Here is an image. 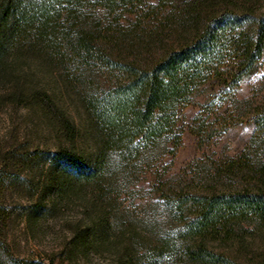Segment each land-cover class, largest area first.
<instances>
[{
	"label": "trees",
	"instance_id": "trees-1",
	"mask_svg": "<svg viewBox=\"0 0 264 264\" xmlns=\"http://www.w3.org/2000/svg\"><path fill=\"white\" fill-rule=\"evenodd\" d=\"M100 8L114 15L118 29L126 13L136 15L132 30L146 18H156L175 33L176 40L145 66L117 60L102 46L101 35L83 22L85 12ZM114 23L108 34L116 32ZM263 60L264 0H0V91L4 92L0 98L27 107L39 105L70 143L20 157V169L50 159L43 173L46 180L36 187V207H43L49 191L56 199L84 185L100 189L110 177L119 179L144 148L168 134L173 135L174 153L183 141L178 132L182 111L208 90L210 97L190 126L200 143L227 129L237 102L240 109L250 108L254 133L240 155L217 161L208 170L197 165L192 184L174 195L166 193L165 199L177 212L183 235L201 242L188 248L194 263L241 264L204 243L249 221L264 225V106L237 99L245 77L257 72ZM55 66L62 68L68 83L72 66L118 76L108 88L89 93L82 101L99 140L94 154L74 143L77 127L52 94L40 83L28 84L35 68ZM115 153L122 155L124 166L111 160ZM203 174L207 180L198 181ZM10 177L0 176L1 190ZM8 214L1 205L0 226Z\"/></svg>",
	"mask_w": 264,
	"mask_h": 264
},
{
	"label": "rangeland",
	"instance_id": "rangeland-1",
	"mask_svg": "<svg viewBox=\"0 0 264 264\" xmlns=\"http://www.w3.org/2000/svg\"><path fill=\"white\" fill-rule=\"evenodd\" d=\"M84 16L83 22L101 35L102 46L117 60H134L145 66L176 40L175 33L156 18H146L138 30H132L130 25L137 20L133 13L122 17L120 29L110 11L88 10ZM113 23L117 30L108 34ZM107 35L116 39L107 40ZM69 72L68 83L59 66L35 68L28 84L40 83L52 94L77 127L74 143L94 154L99 140L82 101L89 93L108 88L118 76L95 67L76 70L72 66ZM237 93L239 101L250 99L264 106V60L257 72L245 77ZM3 94L0 91V97ZM209 97L208 90L196 95L182 111L178 132L183 141L174 153L173 135L168 134L144 148L119 179L110 177L100 189L84 185L56 199L49 191L41 208L36 207V187L46 180L43 173L50 159L20 169V157L70 143L39 105L27 107L0 98V176L7 173L17 178L10 177L5 189H0V206L10 214L0 226V264L35 260L43 264H196L188 248H197L201 242L183 235V224L167 205L165 194L188 188L196 167L208 170L217 161L240 155L255 128L249 107L240 109L237 102L232 110L234 121L227 129L216 132L212 141L200 143L190 126ZM239 112H244L242 118ZM111 160L126 164L117 153ZM207 178L203 174L198 181ZM234 230L229 235L211 236L204 244L238 263L264 264V225L249 221Z\"/></svg>",
	"mask_w": 264,
	"mask_h": 264
}]
</instances>
